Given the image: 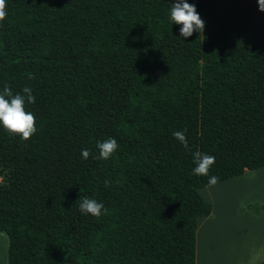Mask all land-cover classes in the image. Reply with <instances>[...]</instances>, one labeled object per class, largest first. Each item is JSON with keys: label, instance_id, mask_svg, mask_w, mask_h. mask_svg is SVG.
I'll use <instances>...</instances> for the list:
<instances>
[{"label": "trees", "instance_id": "1", "mask_svg": "<svg viewBox=\"0 0 264 264\" xmlns=\"http://www.w3.org/2000/svg\"><path fill=\"white\" fill-rule=\"evenodd\" d=\"M176 2L14 0L0 79L32 89L38 131L13 135L0 188L6 264H194L196 218L211 209L199 187L264 165L259 0H187L205 22L187 38ZM109 137L116 152L94 158ZM196 151L215 157L207 176L193 174ZM84 197L106 213L82 214Z\"/></svg>", "mask_w": 264, "mask_h": 264}, {"label": "crops", "instance_id": "2", "mask_svg": "<svg viewBox=\"0 0 264 264\" xmlns=\"http://www.w3.org/2000/svg\"><path fill=\"white\" fill-rule=\"evenodd\" d=\"M255 170L264 172V165L251 168L249 172L256 173L253 172ZM244 173L242 171L219 179L218 183H229ZM260 176L259 173L257 178ZM207 185L199 187V192L210 202L211 209L209 213L196 218L194 264H264V209L257 212L246 207L249 201L264 205V188L245 197H241L240 193L238 198L241 201L235 208L231 202L228 205L223 197L214 196L213 190H209ZM226 194L230 195L224 192ZM2 237L0 234V240ZM7 245L8 238L4 248L0 244V264L7 262Z\"/></svg>", "mask_w": 264, "mask_h": 264}, {"label": "clouds", "instance_id": "3", "mask_svg": "<svg viewBox=\"0 0 264 264\" xmlns=\"http://www.w3.org/2000/svg\"><path fill=\"white\" fill-rule=\"evenodd\" d=\"M259 7L264 11V0H259ZM7 17L6 0H0V28L3 27V22ZM171 20L176 24L181 25L180 36L187 38L192 36L194 31L203 32L205 22L200 17L196 10L195 4H189L187 0H177L171 8ZM34 76L29 74V79ZM23 94H13L12 89L5 85L0 90V125H2L10 134L20 135L22 140L30 139L37 131L36 117L27 110L26 105L35 102V96L32 94V89L25 86L22 90ZM174 138L178 139L185 148H188L186 138V130L174 131ZM99 156L97 159L108 160L119 147L115 138L109 137L102 142H98ZM82 157L87 159L90 156V151L82 149ZM195 167L193 174L207 176L211 166L215 163V157L207 153L196 151L193 153ZM219 182V177L213 175L209 177L208 187H213ZM109 184L105 180V185ZM80 211L82 214H91L95 217H100L106 213V208L102 202L96 199L84 197L80 203Z\"/></svg>", "mask_w": 264, "mask_h": 264}, {"label": "rangeland", "instance_id": "4", "mask_svg": "<svg viewBox=\"0 0 264 264\" xmlns=\"http://www.w3.org/2000/svg\"><path fill=\"white\" fill-rule=\"evenodd\" d=\"M6 7L7 17L3 22V27L0 28V55L10 53L13 49L14 0H6ZM5 85L9 86L14 94V81L11 76L0 79V90H2ZM12 140L13 134H10L2 125H0V188L2 189H8L11 187ZM244 171L246 173L239 175V177L229 181V183H217L213 187H208V189L213 190V195H216L217 198L223 197L228 205H230L231 202V205L237 208L241 201V198H238L240 193L241 197H245L248 194H255L258 190L264 188L263 171H253L256 173L249 172L250 169H245ZM259 173L261 176L258 179L257 177ZM206 191L208 190L206 189ZM224 192H229L230 195H224ZM0 234L3 236V239L0 240V244L4 248L7 236L3 231H0ZM1 258L2 261H4L3 252Z\"/></svg>", "mask_w": 264, "mask_h": 264}]
</instances>
